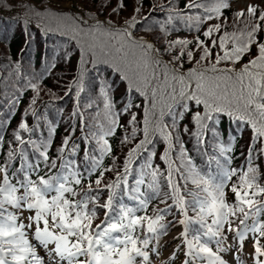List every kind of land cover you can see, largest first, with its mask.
I'll return each mask as SVG.
<instances>
[{"label":"snow or ice","instance_id":"1","mask_svg":"<svg viewBox=\"0 0 264 264\" xmlns=\"http://www.w3.org/2000/svg\"><path fill=\"white\" fill-rule=\"evenodd\" d=\"M76 2L0 23V264H264V0Z\"/></svg>","mask_w":264,"mask_h":264},{"label":"trees","instance_id":"2","mask_svg":"<svg viewBox=\"0 0 264 264\" xmlns=\"http://www.w3.org/2000/svg\"><path fill=\"white\" fill-rule=\"evenodd\" d=\"M251 3V0H234V3L232 5V10L237 11L244 7H240L239 3L245 2ZM157 2H163V0H144V8L145 11H147L149 5L155 4ZM27 7V0H11V7H9L7 4L0 9V23H8L9 21H17V20H23L25 17V8ZM87 3H81V0H77L75 4V8L77 11H87ZM131 8V5H130ZM130 10V9H129ZM16 28L15 23H13V29ZM23 47V39L21 37V34L16 31L14 38H10L7 43L0 42V60L4 59L3 52L4 50H7L9 57L13 56L15 53L19 51V49ZM67 47V45H65ZM59 74H62L63 70L58 69L57 70ZM66 82V81H65ZM49 87H54V82L49 80L48 81ZM62 94V93H61ZM47 98V97H46ZM27 98H25L26 100ZM66 108H71V103L65 105ZM19 119V117H17ZM13 124H15V121H13ZM63 135V132L60 133ZM150 211V210H149ZM170 239V238H169ZM167 251H164L165 253Z\"/></svg>","mask_w":264,"mask_h":264},{"label":"rangeland","instance_id":"3","mask_svg":"<svg viewBox=\"0 0 264 264\" xmlns=\"http://www.w3.org/2000/svg\"><path fill=\"white\" fill-rule=\"evenodd\" d=\"M251 2H252V0H251ZM246 4H247V1L239 3L240 7H245ZM174 247H175V244H172V247H169L167 249V252L162 253V258H164V259L168 258L170 256V254H171V252H172ZM177 264H180V261H178Z\"/></svg>","mask_w":264,"mask_h":264}]
</instances>
